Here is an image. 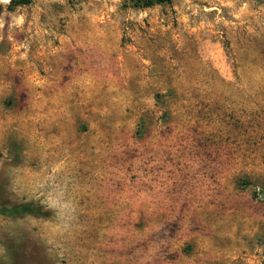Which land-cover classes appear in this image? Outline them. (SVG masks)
Here are the masks:
<instances>
[{
	"label": "rangeland",
	"instance_id": "374dc122",
	"mask_svg": "<svg viewBox=\"0 0 264 264\" xmlns=\"http://www.w3.org/2000/svg\"><path fill=\"white\" fill-rule=\"evenodd\" d=\"M21 205L0 264H264V0H0Z\"/></svg>",
	"mask_w": 264,
	"mask_h": 264
},
{
	"label": "trees",
	"instance_id": "16d2710c",
	"mask_svg": "<svg viewBox=\"0 0 264 264\" xmlns=\"http://www.w3.org/2000/svg\"><path fill=\"white\" fill-rule=\"evenodd\" d=\"M31 2V0H9V3L15 6H20V5H27ZM169 0H135L136 6H141V7H149L155 4H164L168 3ZM1 213L5 215H18L21 213H31L34 212L33 209H31L29 206H17L13 207L9 210H3L0 211Z\"/></svg>",
	"mask_w": 264,
	"mask_h": 264
},
{
	"label": "clouds",
	"instance_id": "9594fccd",
	"mask_svg": "<svg viewBox=\"0 0 264 264\" xmlns=\"http://www.w3.org/2000/svg\"><path fill=\"white\" fill-rule=\"evenodd\" d=\"M35 19V18H34ZM16 22V18H14V23ZM29 183L32 182V180H28ZM41 195H45L46 196V193L45 192H41Z\"/></svg>",
	"mask_w": 264,
	"mask_h": 264
}]
</instances>
